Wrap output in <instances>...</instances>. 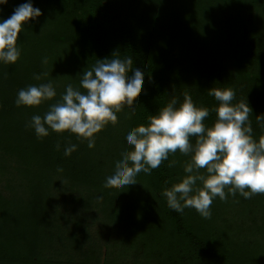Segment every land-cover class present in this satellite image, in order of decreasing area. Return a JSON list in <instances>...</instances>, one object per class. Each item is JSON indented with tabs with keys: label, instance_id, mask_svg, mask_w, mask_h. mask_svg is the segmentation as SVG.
Instances as JSON below:
<instances>
[{
	"label": "trees",
	"instance_id": "16d2710c",
	"mask_svg": "<svg viewBox=\"0 0 264 264\" xmlns=\"http://www.w3.org/2000/svg\"><path fill=\"white\" fill-rule=\"evenodd\" d=\"M22 2L0 5V17ZM32 2L41 15L22 25L20 57L0 63V264H264V193L245 199L225 187L227 198L213 199L209 218L167 206L161 193L184 175L191 154L169 153L159 167L138 173L136 183L104 187L121 148H132L124 129L146 125L149 115L173 96L182 101L185 92L209 108L203 123L211 126L219 102L208 88L231 87L232 103L246 97L252 108L253 138L264 135L255 120L264 113V0ZM113 52L144 69L143 83L134 110L122 107L115 124L94 134L92 148L67 130L37 138L25 127L61 98L66 84L79 87L80 73ZM48 80L54 97L34 106L14 103L18 89ZM70 143L77 148L65 156ZM12 159L22 190L4 181ZM57 173L70 179L72 192H60L63 210L53 223L46 213ZM94 221L108 232L92 237ZM100 241L106 245L100 248Z\"/></svg>",
	"mask_w": 264,
	"mask_h": 264
},
{
	"label": "clouds",
	"instance_id": "9594fccd",
	"mask_svg": "<svg viewBox=\"0 0 264 264\" xmlns=\"http://www.w3.org/2000/svg\"><path fill=\"white\" fill-rule=\"evenodd\" d=\"M7 2L0 0V5ZM40 15L41 9L32 0H24L13 7L8 17H0V63L17 61L21 55L17 37L22 25ZM47 60L45 56L41 62L46 64ZM143 76L144 69L139 65L133 67L131 56L120 57L113 52L110 58H98L80 73L79 87L66 84L61 98L49 104L43 116L33 114L25 127H31L37 138L47 135L49 129L67 130L75 133L77 139L86 138L88 147L92 148L94 134L109 122L115 124L116 113L122 107L127 105L134 110V97L141 90ZM33 78L40 80L41 74L34 73ZM55 95L53 81L48 80L18 89L14 103L34 106ZM208 95L219 102L211 126L203 123L209 108L195 105L191 95L185 92L182 101L173 96L155 114L149 115L146 125L126 127L124 139L132 148H121L104 187L134 184L138 173H149L169 153L179 150L191 155L183 166L184 175L161 193L171 210L182 213L184 208L191 207L200 216L209 218L213 199L227 198L225 187L228 195L238 192L245 199L264 193V135L253 138L249 102L245 97L232 103L235 92L231 87H209ZM255 120L264 129V113L256 114ZM193 135L195 142L191 143L189 137ZM56 148H60L59 143ZM76 148L74 143L67 144L64 155ZM174 163L170 161L169 167ZM199 169H204V173Z\"/></svg>",
	"mask_w": 264,
	"mask_h": 264
},
{
	"label": "rangeland",
	"instance_id": "374dc122",
	"mask_svg": "<svg viewBox=\"0 0 264 264\" xmlns=\"http://www.w3.org/2000/svg\"><path fill=\"white\" fill-rule=\"evenodd\" d=\"M15 160H10L9 161V165L11 166L10 170L8 169L7 172L5 171L3 177H4V181L8 180V186H13L18 188L19 190H22L21 186H19V182L21 181V178L19 176V173L16 171V169H14L13 165L15 164ZM54 180H56V182H54V185L51 184L50 188H51V200H50V204L48 205V211H47V215L50 219H52V222L55 223L57 221H59V219L56 218V212L63 210V206L61 204L62 201V195H60V192L63 190L65 192V194H68V192H72L71 190V181L70 179H64L60 176V174L57 173V175L53 178ZM6 182V181H5ZM72 185L73 181H72ZM4 193L6 192V189L3 190ZM67 192V193H66ZM240 205V204H239ZM97 229V232H96ZM106 233L108 232V226H105L104 224L100 223V221H94L93 227L91 229V236H98L100 233ZM92 236V237H93ZM106 242H99V246L104 247L106 244ZM103 249V248H102ZM72 250H70L71 252ZM107 252L108 251H101V256L100 259L103 261L105 258H107ZM115 262V261H114ZM144 264V263H143Z\"/></svg>",
	"mask_w": 264,
	"mask_h": 264
}]
</instances>
